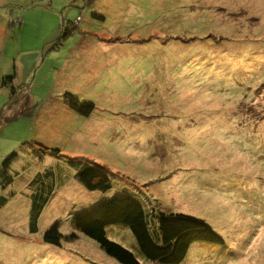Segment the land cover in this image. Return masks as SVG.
I'll list each match as a JSON object with an SVG mask.
<instances>
[{"label":"rangeland","instance_id":"1","mask_svg":"<svg viewBox=\"0 0 264 264\" xmlns=\"http://www.w3.org/2000/svg\"><path fill=\"white\" fill-rule=\"evenodd\" d=\"M9 75L21 100L0 120V166L37 143L103 166L112 188L73 180L75 201L50 210L38 234H24L21 208L18 227L0 229V264H120L71 214L125 193L143 203L156 241L159 212L205 220L224 239L193 244L181 264H264V0H0ZM67 95L95 110L82 116ZM9 96L0 88V115ZM57 222L61 245L46 244ZM107 237L153 264L129 228Z\"/></svg>","mask_w":264,"mask_h":264},{"label":"trees","instance_id":"2","mask_svg":"<svg viewBox=\"0 0 264 264\" xmlns=\"http://www.w3.org/2000/svg\"><path fill=\"white\" fill-rule=\"evenodd\" d=\"M72 28V27H71ZM73 29V28H72ZM70 34L68 26L63 25L62 38ZM15 75L0 78V88L9 90L8 102L4 105L0 120H7L4 115L7 111L17 109L20 105V98L17 88L14 86ZM66 103L71 109L84 117H89L95 110L91 102H80L77 98L67 95ZM28 110H22L14 115L29 116ZM5 117V118H4ZM11 120V119H10ZM31 145V144H28ZM34 145L37 146V143ZM40 146V147H39ZM42 158L51 155L58 159L66 158L68 163L77 170V177L80 183L90 192H107L111 187L109 171L103 166L86 159H69L61 154L60 149L49 148L38 145L36 148ZM19 154L13 152L4 158L0 166V186L7 188L14 182L12 165ZM48 200V199H47ZM47 200L40 201L34 206L31 215V231L37 232L38 220L41 212L47 205ZM36 203V199H35ZM3 206L4 203H1ZM71 214L74 229L86 238L96 242L99 247L111 258L120 264H142L133 252L119 243L107 237V228L112 226H125L133 234L141 254L153 264H181L190 249L195 243H208L223 245L224 239L205 221L200 218L181 214L164 213L156 214L158 221V232L155 240L151 233L148 214L143 203L134 195L125 193L116 195L110 199H102L87 207L77 208ZM159 233V234H158ZM79 236L73 233L71 240ZM63 235L60 233V223H55L43 235V241L52 246H60Z\"/></svg>","mask_w":264,"mask_h":264},{"label":"crops","instance_id":"3","mask_svg":"<svg viewBox=\"0 0 264 264\" xmlns=\"http://www.w3.org/2000/svg\"><path fill=\"white\" fill-rule=\"evenodd\" d=\"M33 145L34 144L28 145L27 150H25V154L27 155L28 159H25L19 155L14 161L12 165V172L14 175L13 184L7 188L2 187V190H0V229L6 226L9 230L16 229L20 223L18 213H20L21 208H23L27 215L25 216L26 225H24V234H27L28 232L30 235L38 234L40 232V223L43 217L46 218L47 214L49 213L48 218H50L51 221L55 219L56 214L50 216V210H55L61 205L62 202L66 204L67 201H75L74 197L68 196V194L73 192L72 185L75 183L73 180L79 181L77 177V170L72 167L73 170H69V174H73V177L67 178L66 175H68V173H64V175H62V173L59 172V170L63 169L62 165L64 164L65 160H60L51 155L41 158L36 149V145ZM19 162L24 163L20 169L21 171L15 168V165H20ZM18 178L23 180V185L14 189L15 180ZM79 183L77 188L81 190ZM10 192L11 194H16L8 195ZM65 194H67V197H65ZM54 198L55 200H53ZM45 200H47V205L39 217L37 232L32 233L31 215L33 208L34 206L38 205L40 201ZM1 203H4V205L2 206ZM75 206L77 208L87 207L84 205L80 207L79 204L74 205V207Z\"/></svg>","mask_w":264,"mask_h":264}]
</instances>
